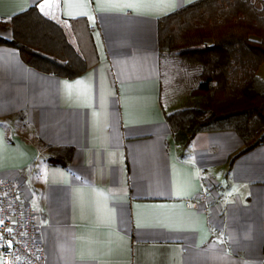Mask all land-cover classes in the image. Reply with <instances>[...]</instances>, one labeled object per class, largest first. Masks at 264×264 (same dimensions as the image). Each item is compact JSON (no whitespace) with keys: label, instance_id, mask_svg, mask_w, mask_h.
<instances>
[{"label":"crops","instance_id":"0c3cea01","mask_svg":"<svg viewBox=\"0 0 264 264\" xmlns=\"http://www.w3.org/2000/svg\"><path fill=\"white\" fill-rule=\"evenodd\" d=\"M194 1L0 0V22L38 7L93 63L68 79L0 46V181L36 211L47 264H264V144L179 148L160 102L159 19Z\"/></svg>","mask_w":264,"mask_h":264},{"label":"trees","instance_id":"16d2710c","mask_svg":"<svg viewBox=\"0 0 264 264\" xmlns=\"http://www.w3.org/2000/svg\"><path fill=\"white\" fill-rule=\"evenodd\" d=\"M0 27L12 31L0 46L18 50L38 71L74 79L93 66L77 32L38 7ZM158 29L160 102L177 146L222 131L241 137L242 152L263 145L264 0H197L160 18Z\"/></svg>","mask_w":264,"mask_h":264},{"label":"built area","instance_id":"2783aa9c","mask_svg":"<svg viewBox=\"0 0 264 264\" xmlns=\"http://www.w3.org/2000/svg\"><path fill=\"white\" fill-rule=\"evenodd\" d=\"M210 196L207 192L194 204L205 203ZM0 257L3 264H47L38 215L21 200L18 184L10 180L0 181Z\"/></svg>","mask_w":264,"mask_h":264},{"label":"rangeland","instance_id":"374dc122","mask_svg":"<svg viewBox=\"0 0 264 264\" xmlns=\"http://www.w3.org/2000/svg\"><path fill=\"white\" fill-rule=\"evenodd\" d=\"M4 22V21H1ZM0 28H9V27H0ZM10 29V28H9ZM11 30V29H10ZM259 75L262 79H264V65L261 67L260 71H259Z\"/></svg>","mask_w":264,"mask_h":264}]
</instances>
